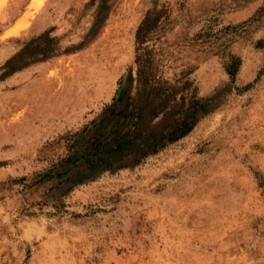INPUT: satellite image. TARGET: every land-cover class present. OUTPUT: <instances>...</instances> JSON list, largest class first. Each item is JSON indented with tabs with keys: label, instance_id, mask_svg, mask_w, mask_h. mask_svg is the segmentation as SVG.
<instances>
[{
	"label": "rangeland",
	"instance_id": "obj_1",
	"mask_svg": "<svg viewBox=\"0 0 264 264\" xmlns=\"http://www.w3.org/2000/svg\"><path fill=\"white\" fill-rule=\"evenodd\" d=\"M231 1L0 0V264H264V0ZM135 128L156 150L89 176Z\"/></svg>",
	"mask_w": 264,
	"mask_h": 264
},
{
	"label": "trees",
	"instance_id": "obj_2",
	"mask_svg": "<svg viewBox=\"0 0 264 264\" xmlns=\"http://www.w3.org/2000/svg\"><path fill=\"white\" fill-rule=\"evenodd\" d=\"M256 1V0H233L229 2L226 5V8L228 11H235L242 7H245L247 4ZM225 9V7H221V11L216 9L213 13H209L207 16H216V14L222 13V11ZM259 11H264V2L261 6ZM257 13L259 15L260 13ZM206 16V17H207ZM155 21L157 20L154 19ZM48 40H50L51 44H47V46L42 51V58L43 60H48L56 55L62 50V47L59 43H54L56 40H58V37H52L51 35L46 36ZM46 39V40H47ZM239 61H235L232 64L228 66V71L231 75L235 76L238 68ZM139 74L142 79V70L139 69ZM149 83V81H146ZM151 89V86H150ZM186 101V100H185ZM184 106V104H183ZM202 110H206L204 106H200ZM142 108L136 107V113L138 114V118L141 119V113ZM194 114H186L182 119H179L177 122L172 123L170 129H167V136L169 140H176L184 135H186L194 126L193 116ZM159 116V114H157ZM123 118V120H127L128 115L124 112V109L117 112L115 108L108 109L105 113L103 118L101 119L100 125L102 126L104 122L107 121H113L115 118ZM100 127V126H99ZM175 127V128H173ZM136 129V128H135ZM113 130L106 131L104 134H99L95 139L91 141V143L86 148V153L83 155V162L84 165H86L87 174L93 175L96 173L95 171H101L105 170L107 168L112 167L111 158L116 156H123L124 154H131L136 162H139L141 157H144L147 155V152L154 151L156 148L160 145L162 138L155 137L154 139L149 137L148 135L146 137H143L145 131L142 134L140 132V128L136 130H132L126 134L119 135L118 137H114L113 139H108L107 135L112 133ZM144 142V145L141 143ZM144 150V151H143ZM80 157L73 155L69 156L66 160V163L68 165H71V167H77V165L80 163L79 160ZM94 172V173H93Z\"/></svg>",
	"mask_w": 264,
	"mask_h": 264
},
{
	"label": "bare ground",
	"instance_id": "obj_3",
	"mask_svg": "<svg viewBox=\"0 0 264 264\" xmlns=\"http://www.w3.org/2000/svg\"><path fill=\"white\" fill-rule=\"evenodd\" d=\"M28 17H29V15H26V17L23 19V21L20 23V25L11 28V29L7 32V35H8V36L17 35V34H19L22 30H24V29L28 26V24H29Z\"/></svg>",
	"mask_w": 264,
	"mask_h": 264
}]
</instances>
